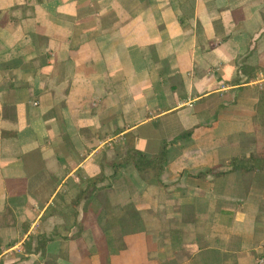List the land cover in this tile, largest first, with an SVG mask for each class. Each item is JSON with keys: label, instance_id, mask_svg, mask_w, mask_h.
I'll use <instances>...</instances> for the list:
<instances>
[{"label": "crops", "instance_id": "obj_1", "mask_svg": "<svg viewBox=\"0 0 264 264\" xmlns=\"http://www.w3.org/2000/svg\"><path fill=\"white\" fill-rule=\"evenodd\" d=\"M261 139L264 0H0V264H264Z\"/></svg>", "mask_w": 264, "mask_h": 264}, {"label": "trees", "instance_id": "obj_2", "mask_svg": "<svg viewBox=\"0 0 264 264\" xmlns=\"http://www.w3.org/2000/svg\"><path fill=\"white\" fill-rule=\"evenodd\" d=\"M195 131V128L182 132L178 138L190 137ZM167 144L162 143L158 153L153 155H146L140 151L129 149L123 157L112 164L114 173H117L121 168L132 165L140 175L143 177L149 176L154 180L158 186H163L160 180V174L163 166L167 161ZM232 170H238L240 172H249L260 170L264 171V154L255 155L251 153L248 157L233 158L230 160ZM211 170L200 173V177H205ZM223 172L215 173L214 175H222Z\"/></svg>", "mask_w": 264, "mask_h": 264}, {"label": "rangeland", "instance_id": "obj_3", "mask_svg": "<svg viewBox=\"0 0 264 264\" xmlns=\"http://www.w3.org/2000/svg\"><path fill=\"white\" fill-rule=\"evenodd\" d=\"M257 152H255V155H263L264 154V140H260V144L256 147Z\"/></svg>", "mask_w": 264, "mask_h": 264}, {"label": "built area", "instance_id": "obj_4", "mask_svg": "<svg viewBox=\"0 0 264 264\" xmlns=\"http://www.w3.org/2000/svg\"><path fill=\"white\" fill-rule=\"evenodd\" d=\"M263 261H264V259H261V260H260V262H263Z\"/></svg>", "mask_w": 264, "mask_h": 264}]
</instances>
